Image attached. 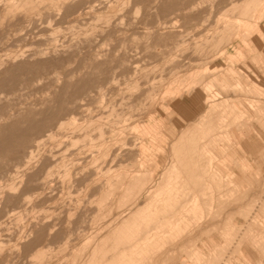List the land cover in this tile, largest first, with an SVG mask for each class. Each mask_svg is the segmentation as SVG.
I'll return each instance as SVG.
<instances>
[{"label":"rangeland","instance_id":"1","mask_svg":"<svg viewBox=\"0 0 264 264\" xmlns=\"http://www.w3.org/2000/svg\"><path fill=\"white\" fill-rule=\"evenodd\" d=\"M263 18L264 0H0V264H264ZM175 98L196 113L169 134Z\"/></svg>","mask_w":264,"mask_h":264},{"label":"bare ground","instance_id":"2","mask_svg":"<svg viewBox=\"0 0 264 264\" xmlns=\"http://www.w3.org/2000/svg\"><path fill=\"white\" fill-rule=\"evenodd\" d=\"M208 2V1H207ZM252 4V3H251ZM148 9V8H147ZM247 9H248V7H247ZM258 12H259V10H258ZM80 13V12H79ZM257 14V13H256ZM261 14V13H260ZM258 15V14H257ZM69 16H70V14H69ZM74 19H76V17L74 18ZM73 19V20H74ZM259 20V19H258ZM261 20V19H260ZM32 23V22H31ZM260 23V22H259ZM21 29V28H20ZM27 29V28H26ZM18 30H19V28H18ZM21 30H19V32H20ZM192 32V31H191ZM263 33V32H262ZM15 34V33H14ZM13 35V34H12ZM19 35V34H18ZM17 35V36H18ZM56 36V35H55ZM264 37V36H263ZM88 39H90V38H88ZM87 39V40H88ZM86 40V41H87ZM91 44V43H90ZM101 45V44H100ZM175 45V44H174ZM196 49V48H195ZM197 50V49H196ZM195 50V51H196ZM197 52V51H196ZM235 52V53H234ZM237 52V50H235V51H232V52H226V54H229L230 55V57H232V58H236L237 56H238V52ZM260 54H261V52H260ZM97 55H101V54H98L97 53ZM261 56V55H260ZM258 57V56H257ZM56 59L57 58H59V57H55ZM55 58H51L50 60H52V61H48V60H39V63H41V61H44L45 62V64L46 65H49V63L51 64L52 62H55ZM237 59H239V58H237ZM54 60V61H53ZM62 60V59H61ZM260 62V61H259ZM261 62H262V59H261ZM98 64V63H97ZM248 65V64H247ZM245 69H246V67H245ZM242 72L244 71L243 69L241 70ZM237 73H239L238 71H236L235 69H234V67H229V68H227L226 70H225V72H221L217 77L218 78H216V79H219L220 80V82L221 83H224L225 85L227 84V83H230L232 80H234L235 78H233ZM233 75V76H232ZM258 75V74H257ZM263 75V74H262ZM264 76V75H263ZM116 79V77H115V74L112 76V77H110L109 79H107V81H106V85L108 84V86L110 85V86H112L113 85V81ZM105 80V79H104ZM116 81V80H115ZM117 83V82H116ZM114 85H116V84H114ZM238 86H242L241 85V83L240 84H237ZM240 88V87H239ZM104 89H107V87H102V86H100V95H101V97H104L106 94V92H104L103 90ZM253 89V88H252ZM59 98V97H58ZM66 102V101H65ZM172 102V104H171V106L169 107V109L167 110L168 111V114H169V116H170V119H171V121H172V123H170V125H169V129L167 130L168 131V133L170 134L171 132H173V130L174 129H176V127L177 126H180L182 123H184V122H187L189 119H190V117H192L193 116V114H195L196 112H193V113H186V112H183L184 110V108H183V106L180 104V102H178V100H177V98H175V100L174 101H171ZM184 105V104H183ZM193 105V104H192ZM192 105H191V107H192ZM115 106V105H114ZM111 107H112V104H111ZM193 107H194V105H193ZM230 107V106H229ZM63 109V108H62ZM107 109V108H106ZM238 109H240V108H238ZM230 111H232V110H230ZM237 111V110H236ZM239 111V110H238ZM222 113V112H221ZM239 113V112H238ZM238 117V116H237ZM99 119V118H98ZM109 121V120H108ZM59 122V121H58ZM93 122V121H92ZM142 122H144V121H142ZM147 122V121H146ZM235 122V121H234ZM233 122V123H234ZM60 123V129H61V127H64V126H66V125H76V122L75 121H73V120H68V121H60L59 122ZM230 126V125H229ZM75 128V127H74ZM144 128H146L148 131H150V127L148 126V125H146V126H144ZM156 128V127H155ZM240 128V127H239ZM252 128V127H251ZM63 129V128H62ZM97 130H99L98 131V134H97V136L96 137H94V136H88V138H90V140L91 141H93V142H97V140H101V139H103V137H104V132H103V128L100 126ZM152 130V129H151ZM155 130V129H154ZM157 130V129H156ZM140 131H141V129H140ZM242 131V130H241ZM158 132V131H157ZM144 133V132H143ZM142 133V134H143ZM156 133V132H155ZM163 133V132H162ZM254 133H256V132H254ZM156 134H158V133H156ZM241 134H243V133H241ZM47 135V134H46ZM50 134L48 133V136H49ZM154 135V134H153ZM168 135V134H167ZM244 135V134H243ZM243 135H242V137H243ZM259 135V134H258ZM51 136V135H50ZM162 137V136H161ZM85 138V137H84ZM205 138V137H204ZM144 139H146V138H144ZM143 139V140H144ZM149 139V138H148ZM153 139V138H152ZM167 139V138H166ZM219 139V138H218ZM151 140V139H150ZM227 140V139H226ZM246 141H248L247 139H245ZM43 140L41 139V140H39V141H37L36 142V144H35V146L36 147H39L40 146V143L42 142ZM79 141V139H75L74 140V142L73 143H77ZM86 141V140H85ZM214 141V140H213ZM230 141H232V140H230ZM241 141V140H240ZM249 141H251V140H249ZM145 142V141H144ZM152 142V141H151ZM208 142V141H207ZM227 142V141H226ZM252 142V141H251ZM73 143H71V144H73ZM212 143V142H211ZM211 143H210V145H211ZM214 143V142H213ZM216 143V142H215ZM149 143H144V146H143V149L145 148V147H148L147 145H148ZM253 144V143H252ZM209 145V146H210ZM214 145V144H213ZM242 146V145H241ZM248 146V145H247ZM102 144H99V148L100 149H102ZM154 147V146H153ZM223 147H224V145H223ZM226 147V146H225ZM243 147V146H242ZM152 148V147H151ZM207 148V147H206ZM67 150V149H66ZM107 150L108 149H106L104 152H102L101 153V155H103L104 157H106V156H108L107 154ZM205 150H207V149H205ZM143 151V150H142ZM145 151V150H144ZM209 151H211V150H209ZM213 151V150H212ZM223 151V150H222ZM221 151V152H222ZM220 152V151H219ZM28 153H31L30 154V156H27L28 158L27 159H25L24 160V164H23V166H27V165H29V163H31V160H32V157H33V152L31 151H29ZM208 153V152H207ZM65 154V153H64ZM143 154V153H142ZM247 154H249V153H247ZM252 154V153H251ZM61 155V154H60ZM146 155V154H145ZM249 156V155H248ZM61 157H63V154L61 155ZM253 157V156H252ZM54 159V158H53ZM61 159V158H60ZM62 159H65V158H62ZM98 159H100V158H98ZM98 159H96V160H98ZM254 159V158H253ZM95 160V161H96ZM64 161V160H63ZM62 161V162H63ZM75 161H78V160H75ZM104 161V160H103ZM94 162V161H93ZM52 163V162H51ZM50 163V164H51ZM73 163H75L74 161H73ZM78 163V162H77ZM49 164V166H52L53 164H55V163H53V164H51L50 165ZM57 165V164H56ZM72 165V164H71ZM99 165H101V164H99ZM98 165V166H99ZM103 165V164H102ZM48 166V167H49ZM75 166H76V164H75ZM24 167V168H25ZM48 167H46V168H48ZM53 167V166H52ZM74 167V166H73ZM77 167V166H76ZM217 167V166H216ZM28 168V167H27ZM54 168V167H53ZM52 168V169H53ZM79 168V167H78ZM100 168V167H99ZM106 168V167H105ZM52 169L50 170V168H49V171H51L52 172ZM97 169V168H96ZM107 169H110V166H109V168H107ZM219 169V168H218ZM62 170V169H61ZM66 170H67V168H66ZM93 170H95V168L93 169ZM18 173L20 172V170L18 171V169L16 170ZM68 171H69V169H68ZM98 171H101V170H98ZM97 171V172H98ZM103 171V170H102ZM109 171V170H108ZM177 171V170H176ZM217 171V170H216ZM221 171V170H220ZM67 172V171H66ZM66 172H65V174H66ZM96 172V173H97ZM17 173V174H18ZM46 173V172H45ZM45 173H43L44 175H45ZM49 172L47 171V176L49 175L48 174ZM68 173V172H67ZM70 173V172H69ZM88 174V173H87ZM61 175V174H60ZM69 174H67V176H68ZM86 175V174H85ZM92 175L94 176V174L92 173ZM91 175V176H92ZM35 176H37L35 173H32V174H30L29 176H28V178H27V182L28 183H33V181H34V179H35ZM50 176V175H49ZM57 176H59V175H57ZM88 176V175H87ZM90 176V175H89ZM44 177V176H43ZM83 177V176H82ZM81 177V178H82ZM47 178V177H46ZM65 178V177H64ZM84 178H85V176H84ZM118 178H120V177H118ZM43 179H45V177L43 178ZM46 180V179H45ZM45 180H42V181H45ZM82 180V179H81ZM84 180H86V179H84ZM93 180V179H92ZM121 180V179H120ZM111 181V180H110ZM117 181V180H116ZM122 181V180H121ZM35 182V181H34ZM41 182V181H40ZM119 182V181H118ZM111 184V183H110ZM26 186H28L27 185V183L25 184ZM96 185H99L98 183L96 184ZM25 186V187H26ZM100 186H101V184H100ZM237 186V185H236ZM95 187H98V186H95ZM98 189V188H97ZM79 190V189H78ZM109 191H111V190H109ZM113 191V190H112ZM114 191H115V189H114ZM233 191V190H232ZM70 192V191H69ZM77 192V191H76ZM107 193H108V191H107ZM112 192H110L109 194H111ZM78 194V193H77ZM74 195V194H73ZM94 195V194H93ZM100 195V194H99ZM223 195V194H222ZM27 196V195H26ZM76 196V195H75ZM105 196V194L102 196V197H104ZM25 198V197H24ZM101 200H103L102 198H101ZM101 200H99V201H101ZM70 201V200H69ZM105 201V200H104ZM25 202V201H24ZM100 203V202H99ZM78 205V204H77ZM80 205V204H79ZM84 207V206H83ZM104 207V206H103ZM101 209H102V207H101ZM15 210V209H14ZM73 215V214H72ZM55 227V226H54ZM53 229V228H52ZM80 230V229H79ZM82 230V229H81ZM80 230V231H81ZM52 231V230H51ZM51 231H49V232H51ZM250 232V231H249ZM245 234H246V232H245ZM26 236V235H25ZM38 238V237H37ZM40 238V237H39ZM245 239V238H244ZM69 241V240H68ZM68 241L66 242V244L68 243ZM70 242V241H69ZM51 245V244H50ZM91 245V244H90ZM241 245V244H240ZM235 248H238L237 246L235 247ZM234 248V249H235ZM45 249V248H44ZM237 250V249H236ZM235 250V251H236ZM1 251V250H0ZM44 251V250H43ZM43 251H38L37 253H36V256H37V258H38V256H40V255H43L44 253H43ZM44 252H46V251H44ZM34 256V255H33ZM224 256V255H223ZM225 257V256H224ZM28 258V257H27ZM40 258V257H39ZM221 258V257H220ZM42 259V258H41ZM229 259V258H228ZM257 259V258H256ZM259 262V261H258ZM257 262V263H258ZM256 263V262H255Z\"/></svg>","mask_w":264,"mask_h":264},{"label":"crops","instance_id":"3","mask_svg":"<svg viewBox=\"0 0 264 264\" xmlns=\"http://www.w3.org/2000/svg\"><path fill=\"white\" fill-rule=\"evenodd\" d=\"M260 31H262L263 33H262V38H264L263 36H264V18L263 19H261V21H260ZM237 46L239 47V49L240 50H244V52H245V56H248V57H250L249 56V54H248V52H246L248 49H246V46H243V45H240V44H237ZM264 47V46H263ZM245 68V67H244ZM258 78V77H257ZM260 78H258V81H260L259 80ZM254 86H255V84H254ZM255 88V87H254ZM238 108H240V107H238Z\"/></svg>","mask_w":264,"mask_h":264}]
</instances>
